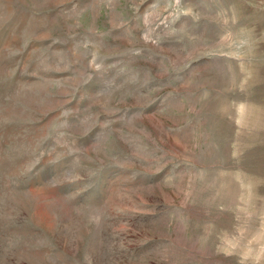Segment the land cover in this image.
I'll use <instances>...</instances> for the list:
<instances>
[{
    "label": "rangeland",
    "instance_id": "rangeland-1",
    "mask_svg": "<svg viewBox=\"0 0 264 264\" xmlns=\"http://www.w3.org/2000/svg\"><path fill=\"white\" fill-rule=\"evenodd\" d=\"M0 264H264V0H0Z\"/></svg>",
    "mask_w": 264,
    "mask_h": 264
}]
</instances>
